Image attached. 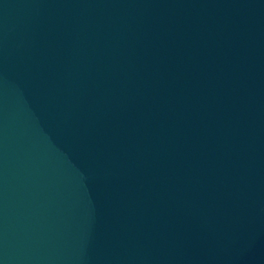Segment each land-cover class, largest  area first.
<instances>
[{"label":"water","instance_id":"1","mask_svg":"<svg viewBox=\"0 0 264 264\" xmlns=\"http://www.w3.org/2000/svg\"><path fill=\"white\" fill-rule=\"evenodd\" d=\"M0 264H264V0H0Z\"/></svg>","mask_w":264,"mask_h":264}]
</instances>
